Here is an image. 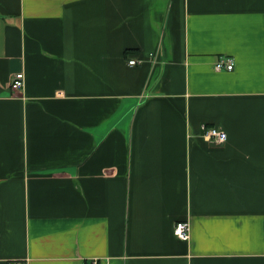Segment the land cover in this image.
Here are the masks:
<instances>
[{"label": "crops", "instance_id": "crops-1", "mask_svg": "<svg viewBox=\"0 0 264 264\" xmlns=\"http://www.w3.org/2000/svg\"><path fill=\"white\" fill-rule=\"evenodd\" d=\"M12 259L264 264V0H0Z\"/></svg>", "mask_w": 264, "mask_h": 264}, {"label": "built area", "instance_id": "built-area-1", "mask_svg": "<svg viewBox=\"0 0 264 264\" xmlns=\"http://www.w3.org/2000/svg\"><path fill=\"white\" fill-rule=\"evenodd\" d=\"M138 62L134 59L128 60V65L135 66ZM235 67L233 58L220 56L216 59L214 63V70L217 72L221 71H232ZM24 84L23 73H17L12 77L10 82V89L13 91H21ZM201 134L209 142L214 144H223L227 140L226 133L217 127L208 126L206 124H201L200 126ZM173 235L180 239L181 241L187 242L189 240V224L186 221L177 222L173 228ZM6 264H28L26 260H8ZM91 264H98V261L93 260Z\"/></svg>", "mask_w": 264, "mask_h": 264}]
</instances>
